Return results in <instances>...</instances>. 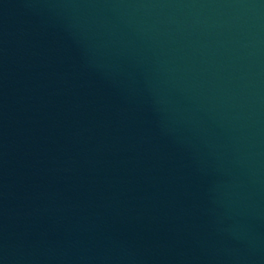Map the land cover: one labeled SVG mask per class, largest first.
I'll list each match as a JSON object with an SVG mask.
<instances>
[{"label":"water","instance_id":"1","mask_svg":"<svg viewBox=\"0 0 264 264\" xmlns=\"http://www.w3.org/2000/svg\"><path fill=\"white\" fill-rule=\"evenodd\" d=\"M0 264H264V0H0Z\"/></svg>","mask_w":264,"mask_h":264}]
</instances>
